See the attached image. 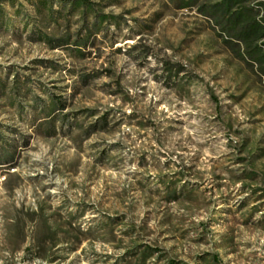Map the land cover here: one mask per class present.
Returning <instances> with one entry per match:
<instances>
[{
  "label": "rangeland",
  "instance_id": "obj_1",
  "mask_svg": "<svg viewBox=\"0 0 264 264\" xmlns=\"http://www.w3.org/2000/svg\"><path fill=\"white\" fill-rule=\"evenodd\" d=\"M214 1L0 0V264H264V40Z\"/></svg>",
  "mask_w": 264,
  "mask_h": 264
},
{
  "label": "trees",
  "instance_id": "obj_2",
  "mask_svg": "<svg viewBox=\"0 0 264 264\" xmlns=\"http://www.w3.org/2000/svg\"><path fill=\"white\" fill-rule=\"evenodd\" d=\"M74 4L88 6L85 0H74ZM204 7L213 18L220 17L223 31L233 33L239 41L264 40V0H220L204 3L203 11ZM260 47L264 48V41Z\"/></svg>",
  "mask_w": 264,
  "mask_h": 264
}]
</instances>
